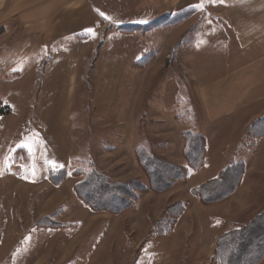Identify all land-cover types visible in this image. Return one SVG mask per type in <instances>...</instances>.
I'll list each match as a JSON object with an SVG mask.
<instances>
[{"label": "rangeland", "instance_id": "obj_1", "mask_svg": "<svg viewBox=\"0 0 264 264\" xmlns=\"http://www.w3.org/2000/svg\"><path fill=\"white\" fill-rule=\"evenodd\" d=\"M186 1L190 0H88L93 11L92 31L57 41L45 42L39 31H27L26 25L33 20L46 23L43 14H34L36 19L31 13L10 14V21L0 26V108L5 109L0 115V264L8 250V263L16 264L18 245H24L31 255L36 242L39 264H177V259L181 264H209L206 247L198 248V217L182 221V226L188 223L187 234L182 231L186 235L183 247L176 238L182 212L193 202L201 209L219 204V215L244 224L264 209V135L255 140L251 137L264 120V108L240 111L244 116L228 123L222 133L214 137L207 133L210 124L192 75V57L197 36L206 27L222 23L218 29L225 31L224 14L217 6L220 0H203V9L195 7L201 0L189 5ZM13 2L9 0L10 7ZM60 16H53L52 28L80 18L70 13L63 21ZM17 18L25 29L17 26ZM142 20L147 23L138 22ZM105 51L120 56L123 65L114 93L106 101L109 110L99 115L94 73ZM58 54L76 55L80 60L70 92L68 157L63 163L49 165L55 171L46 179L47 166L36 162L40 134L35 118L41 103L54 101L46 83L51 60ZM217 80L207 76L205 82ZM186 130L201 134L205 147L211 135L213 147L207 159L204 149L202 166L189 169L188 174L202 175L206 170L211 176L230 160L243 161L244 169H250L245 181L244 170L237 189L223 200L201 202L187 189L188 175L172 181L167 189L150 188L137 151L147 150L171 164H185L182 134ZM204 162L207 169H203ZM92 169L104 172L110 182H138L145 188L130 207L118 213L93 210L76 191L82 174ZM62 183L66 188L74 183L73 195L56 187ZM74 197L82 204L78 216L70 213L71 206H77L71 202ZM32 200L41 202L39 209L27 204ZM17 213L24 214L20 220ZM55 230L71 232L72 243L66 245L61 233H51ZM180 248L183 252L176 253ZM258 264H264V258Z\"/></svg>", "mask_w": 264, "mask_h": 264}, {"label": "crops", "instance_id": "obj_2", "mask_svg": "<svg viewBox=\"0 0 264 264\" xmlns=\"http://www.w3.org/2000/svg\"><path fill=\"white\" fill-rule=\"evenodd\" d=\"M198 2L199 0H190L184 4H197ZM10 4L9 0H0V26L10 21V18H12L9 16L10 14L31 13L35 19L36 16L34 14H43L45 17L43 16L42 18H45L44 22L46 23L40 25L33 20L26 26L27 31H33L34 33L39 31V35L45 42L57 41L76 35L78 32L88 31L94 27L93 11L88 0H52L49 3H45V0H14L11 7ZM217 6L222 9L224 14L225 31L218 29L221 25L223 26L222 23L221 25L216 24L213 27H206V30L197 36L196 48L192 57L194 68L192 75L196 81L198 94L204 109V116L210 124V129L206 131L211 133L213 137L222 133L228 123L240 120L244 116L240 111L246 109L255 111L264 108V103H262L264 102V0H233L232 2L226 1V3L223 1L219 2ZM9 8L13 10L10 11ZM70 13L78 14L80 17L79 21L66 25L63 23L59 26L56 25L54 28L51 27L50 23L54 15H61L60 17L64 21L65 15ZM17 26L25 29L22 19L17 18ZM46 29L49 31L45 32ZM79 60V56L72 54H58L51 60L46 89L49 95H53L54 101L41 103L35 118V129L40 134L36 151V162L47 166L46 171H44L46 179H49L50 169H48V166L63 163L68 157L70 103L72 100L70 92L73 88L72 82ZM122 65L123 59L120 56L107 53L106 51L100 54L97 62V67L99 68L96 67L97 69L94 73V78L97 82V93H99L95 111L99 115H105L109 110V105L106 101L114 93L116 80L121 74ZM207 76L208 79L212 77L213 79L218 78V80L206 83ZM211 128L213 129L211 130ZM211 135L207 136V138L205 136V159L212 154ZM205 166L203 169H207L208 166L206 164ZM224 166L219 167L211 176L205 174L206 170L202 172V175L200 174L201 172H189L187 178L188 191L191 193L192 189L203 181L217 176ZM244 170L242 182L245 181L250 171V169ZM195 175L196 177H193ZM22 179H25V176ZM64 184L62 183L56 187L64 188L73 195L74 183H71L69 188L64 187ZM35 185H37L36 182ZM71 202L72 204L73 202L76 203L77 206H71L72 210L70 213L72 215L74 212L73 214L78 216L76 212L78 210L83 211L82 204L75 197ZM40 203V201L32 200V202L29 201L27 204L39 209ZM24 204H26V201ZM220 206L218 204L201 209L199 204L193 202L192 206L182 212L183 215L177 224L175 235L178 240L181 239L182 245L186 238V235L183 236L182 231L187 234L186 227H188V223L186 226H182V221L185 222L189 219L192 222V220L194 221V216L198 217L200 224L199 239H197L198 248L202 251L206 247L205 251H208L206 255L208 258H206L208 260L214 252L217 238L226 230L240 224V222H233L230 219L223 218L221 214L219 215L222 212ZM23 215L17 213V220H20ZM56 232L61 233L60 230H55V232L51 233ZM24 233L25 231L21 232V234ZM60 235L66 240V245L69 242L72 243L71 232L66 231ZM33 248V252L30 255L28 254L29 251L28 253L25 252L24 245H18L16 247V251H18L16 264H25L26 261L28 264H39L40 256L37 257L40 251L38 249L39 243L36 242ZM10 252L8 250L4 255L6 256L3 261L4 264H10L8 263L11 258ZM178 252L181 254L183 249H178L176 253ZM180 261V259H177V264H181Z\"/></svg>", "mask_w": 264, "mask_h": 264}, {"label": "trees", "instance_id": "obj_3", "mask_svg": "<svg viewBox=\"0 0 264 264\" xmlns=\"http://www.w3.org/2000/svg\"><path fill=\"white\" fill-rule=\"evenodd\" d=\"M2 114H5L3 107L0 108V115ZM254 132L251 135L254 140L258 136L264 135V120L259 123V127H256ZM182 136L184 139L183 155L186 157L185 164H171L152 157L147 150L140 149L137 151V157L148 174L152 190L167 189L172 181L185 179L189 169H198L202 166L205 139L201 134L189 130L184 131ZM252 139H250L251 145L254 143ZM51 170L55 171L50 169L49 177ZM243 171V161L233 162L230 160L217 176L203 181L192 191L204 204L221 201L237 189ZM63 175H65V169H63ZM82 175V178L76 183V191L84 203L97 211L106 210L118 213L130 207L136 200L138 193L145 188L143 184L138 182H132V184L110 182L104 172L96 169L87 171ZM263 258L264 209L246 223L223 232L216 240L214 252L208 263L258 264Z\"/></svg>", "mask_w": 264, "mask_h": 264}, {"label": "snow or ice", "instance_id": "obj_4", "mask_svg": "<svg viewBox=\"0 0 264 264\" xmlns=\"http://www.w3.org/2000/svg\"><path fill=\"white\" fill-rule=\"evenodd\" d=\"M220 2H223V0H220ZM195 7L199 8V9H203V0H201V3L198 4V5H196ZM138 22H139V23H147V21H145V20L138 21ZM88 31L91 32L92 30L89 29ZM21 146H22V147H28V145H26V144H23V145H21Z\"/></svg>", "mask_w": 264, "mask_h": 264}]
</instances>
